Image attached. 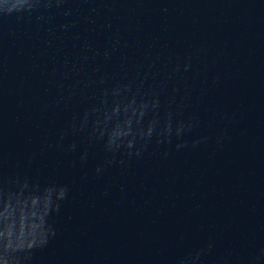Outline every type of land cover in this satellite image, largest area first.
<instances>
[{
	"label": "water",
	"instance_id": "95a60500",
	"mask_svg": "<svg viewBox=\"0 0 264 264\" xmlns=\"http://www.w3.org/2000/svg\"><path fill=\"white\" fill-rule=\"evenodd\" d=\"M0 264H264V0H0Z\"/></svg>",
	"mask_w": 264,
	"mask_h": 264
}]
</instances>
